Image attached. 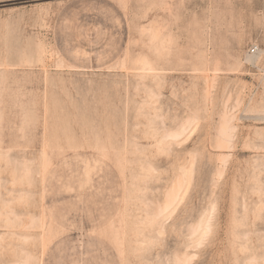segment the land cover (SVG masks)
<instances>
[{
  "label": "rangeland",
  "instance_id": "374dc122",
  "mask_svg": "<svg viewBox=\"0 0 264 264\" xmlns=\"http://www.w3.org/2000/svg\"><path fill=\"white\" fill-rule=\"evenodd\" d=\"M0 264H264V0H0Z\"/></svg>",
  "mask_w": 264,
  "mask_h": 264
},
{
  "label": "bare ground",
  "instance_id": "6f19581e",
  "mask_svg": "<svg viewBox=\"0 0 264 264\" xmlns=\"http://www.w3.org/2000/svg\"><path fill=\"white\" fill-rule=\"evenodd\" d=\"M249 59H251L250 57H249ZM249 59H247V61H249ZM254 59V58H253ZM253 61V60H252ZM171 133V132H170ZM182 133V132H181ZM172 134V133H171ZM168 136V135H167ZM173 136V135H172ZM175 137H176V135H174ZM178 136H179V134H178ZM170 200H171V198H169ZM168 200V199H167ZM174 200V199H173ZM168 203H169V201H168ZM169 204H171V203H169ZM168 204V205H169ZM169 207V206H168ZM166 208V207H165ZM163 209H164V207H163ZM161 214H163V213H161Z\"/></svg>",
  "mask_w": 264,
  "mask_h": 264
},
{
  "label": "built area",
  "instance_id": "2783aa9c",
  "mask_svg": "<svg viewBox=\"0 0 264 264\" xmlns=\"http://www.w3.org/2000/svg\"><path fill=\"white\" fill-rule=\"evenodd\" d=\"M255 52V49H251V53H254Z\"/></svg>",
  "mask_w": 264,
  "mask_h": 264
}]
</instances>
